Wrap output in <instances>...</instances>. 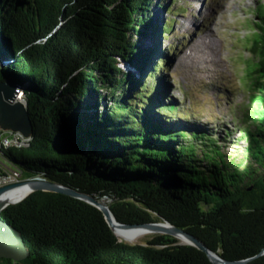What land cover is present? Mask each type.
<instances>
[{
  "label": "trees",
  "instance_id": "obj_1",
  "mask_svg": "<svg viewBox=\"0 0 264 264\" xmlns=\"http://www.w3.org/2000/svg\"><path fill=\"white\" fill-rule=\"evenodd\" d=\"M154 5L175 12L167 0H0V76L25 87L33 125L29 147L3 150L6 164L115 194L120 221L168 220L226 260L264 264V1L252 10L236 155L224 150L235 129L193 124L162 98L169 57L147 41L171 24ZM0 215L31 253L0 264H215L169 234L120 242L96 207L58 193L33 192Z\"/></svg>",
  "mask_w": 264,
  "mask_h": 264
},
{
  "label": "rangeland",
  "instance_id": "obj_2",
  "mask_svg": "<svg viewBox=\"0 0 264 264\" xmlns=\"http://www.w3.org/2000/svg\"><path fill=\"white\" fill-rule=\"evenodd\" d=\"M167 4L172 5L174 13L154 5L153 15L157 22L165 20L170 23L171 30L163 34L164 37L152 33L147 41L153 50L169 57L159 70L164 91L162 98L186 112L184 115L193 124L216 126L218 130L225 126L235 129L225 142L224 150L236 155L237 145L229 140L239 135L238 127L241 126L237 119L241 112L235 117V106L250 101L246 60L255 56L250 49L254 39L251 20L254 19L255 0H167ZM207 34H210L212 43V48L207 49V60L197 58L192 63L185 59L184 56L191 53V45L201 43ZM137 38L145 44L143 36ZM169 49H172L170 53ZM121 66L140 75L127 62H121ZM103 91L105 94L109 92ZM153 235L129 238L146 242Z\"/></svg>",
  "mask_w": 264,
  "mask_h": 264
},
{
  "label": "water",
  "instance_id": "obj_3",
  "mask_svg": "<svg viewBox=\"0 0 264 264\" xmlns=\"http://www.w3.org/2000/svg\"><path fill=\"white\" fill-rule=\"evenodd\" d=\"M6 65V58L1 56L0 68ZM27 104L25 87L11 77L0 76V141H9V144L3 145L0 150V170L8 175V179L0 184V195L20 185L28 184L30 186V191L17 201H12L16 199L15 197H9L13 193L11 191L1 196L0 214L9 204L21 202L33 192L44 191L58 193L84 201L96 207L103 214L105 221L120 242L135 243V241H129L119 237L115 230L117 226L124 229H137L146 232V234H169L177 237L179 240L180 238L178 236L184 235L187 238V242L180 240L181 243L193 245L206 252L215 264H254L250 259H224L217 251L207 246L199 237L172 224L168 220L162 219L140 223L120 221L111 208V204L116 200L115 194L87 192L79 187L52 180L45 172H37L29 177H23L20 169L9 167L6 164L8 161L4 158L3 150L10 147L27 148L31 145L33 125ZM30 255V249L21 230L4 220L0 215V258L23 262Z\"/></svg>",
  "mask_w": 264,
  "mask_h": 264
},
{
  "label": "bare ground",
  "instance_id": "obj_4",
  "mask_svg": "<svg viewBox=\"0 0 264 264\" xmlns=\"http://www.w3.org/2000/svg\"><path fill=\"white\" fill-rule=\"evenodd\" d=\"M211 44L212 43H211V39H210V34L203 36L201 43L195 42L191 45V53L189 55H185L184 56L185 59H189V62H192V63L197 58L203 59L204 61L207 60V49L212 48ZM209 54H210V52H209ZM9 191L13 192L11 195H9V197H15L16 198L12 201H17V200L21 199L22 197H24L30 191V186L28 184L20 185L18 187L10 189ZM9 191L0 195V198L4 194L8 193ZM12 201H10V202H12ZM115 230H116V233L119 237H121L123 239H127V240L130 239L129 238L130 236L138 235L140 237L141 235L146 234V232H142V231L137 230V229H124V228H121L119 226H117L115 228ZM178 237L180 238V240L182 242H187V238L184 235H179ZM129 241H132V239H130Z\"/></svg>",
  "mask_w": 264,
  "mask_h": 264
},
{
  "label": "built area",
  "instance_id": "obj_5",
  "mask_svg": "<svg viewBox=\"0 0 264 264\" xmlns=\"http://www.w3.org/2000/svg\"><path fill=\"white\" fill-rule=\"evenodd\" d=\"M9 144L8 140L0 141V150L3 145ZM8 179V175L4 171L0 170V184Z\"/></svg>",
  "mask_w": 264,
  "mask_h": 264
}]
</instances>
